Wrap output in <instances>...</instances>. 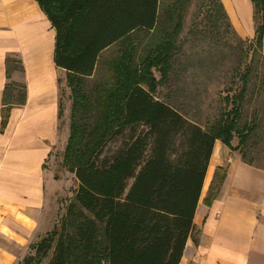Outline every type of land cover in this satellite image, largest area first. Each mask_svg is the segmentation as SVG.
Listing matches in <instances>:
<instances>
[{
  "label": "trees",
  "instance_id": "trees-1",
  "mask_svg": "<svg viewBox=\"0 0 264 264\" xmlns=\"http://www.w3.org/2000/svg\"><path fill=\"white\" fill-rule=\"evenodd\" d=\"M35 1L55 33L54 65L75 81L90 79L110 46L138 29L154 30L160 6V0ZM188 1L175 4L183 8ZM253 2L261 14L264 55V0ZM161 56L148 63L158 72L168 69L167 56ZM14 64L20 72L18 62L6 58L7 79ZM113 66L109 90L95 85L84 99L80 90V108L74 106L65 155L71 146L77 152L84 146L87 157L74 168L73 202L49 233L47 264H94L99 236L105 264H178L187 240L198 242L193 217L217 136L156 100L140 83L128 81L123 61ZM13 86L9 82L3 91V125L9 110L24 103L23 86L14 95ZM78 117L92 125H78ZM229 143L224 138L223 144ZM109 144L118 145L110 154ZM241 158L245 161L242 153ZM222 179L221 174L211 185L213 192ZM39 244L22 264H36Z\"/></svg>",
  "mask_w": 264,
  "mask_h": 264
},
{
  "label": "crops",
  "instance_id": "crops-1",
  "mask_svg": "<svg viewBox=\"0 0 264 264\" xmlns=\"http://www.w3.org/2000/svg\"><path fill=\"white\" fill-rule=\"evenodd\" d=\"M54 41L35 0H0V264H22L33 256L65 212L60 180L45 172L67 76L54 65ZM6 58L21 68L9 79ZM9 82L23 86L24 103L9 110L3 125L2 95ZM218 174L223 179L213 192ZM193 225L198 242L187 240L178 264H264V170L216 140Z\"/></svg>",
  "mask_w": 264,
  "mask_h": 264
},
{
  "label": "rangeland",
  "instance_id": "rangeland-1",
  "mask_svg": "<svg viewBox=\"0 0 264 264\" xmlns=\"http://www.w3.org/2000/svg\"><path fill=\"white\" fill-rule=\"evenodd\" d=\"M176 1L160 0L154 30L138 29L102 52L90 79L75 81L66 76L61 83L60 121L45 172L50 178L60 180L57 189L63 197L62 208L73 202L77 185L74 168L87 157L84 146L78 152L71 146L65 155L71 116L77 109L75 104L80 108L78 94L83 92L84 99L95 85H104L109 90L117 61H123L126 66L128 81L140 83L156 100L167 103L202 130L215 134L220 143L229 137L231 150L242 153L245 161L264 170V55L260 46V10L249 0L253 10L250 12L247 0H242L246 10L243 5L240 11L235 6L234 11L231 8L238 24L226 8L225 0H218L221 11L214 0H189L183 8ZM162 54L167 56L168 69L158 72L148 63L154 57L160 59ZM12 67L19 74V67L16 64ZM13 84L10 93L20 94L21 85ZM75 122L92 125L91 121H81L79 117ZM117 146L109 144L107 153H112ZM49 233L39 242L36 264H47L50 258L52 237ZM104 247L99 236L94 264H105Z\"/></svg>",
  "mask_w": 264,
  "mask_h": 264
},
{
  "label": "bare ground",
  "instance_id": "bare-ground-1",
  "mask_svg": "<svg viewBox=\"0 0 264 264\" xmlns=\"http://www.w3.org/2000/svg\"><path fill=\"white\" fill-rule=\"evenodd\" d=\"M230 1H231V2H230ZM232 1H233L234 4L232 3ZM226 4H227V7H228V9H229V11H230V15H231L234 19H235V15H233V13H232V11H231V8L234 9V6H235V9L238 10V11L242 10V8H241L242 5H243V7H244L245 10H246V8H247V5L244 4L242 0H226ZM233 9H232V10H233ZM235 21H236V20H235Z\"/></svg>",
  "mask_w": 264,
  "mask_h": 264
}]
</instances>
